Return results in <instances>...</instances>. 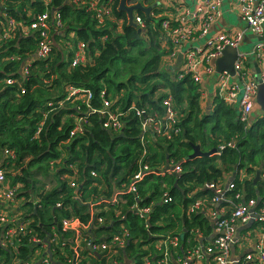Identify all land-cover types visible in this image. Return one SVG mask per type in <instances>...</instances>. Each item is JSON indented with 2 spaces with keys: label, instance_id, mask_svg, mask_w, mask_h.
I'll use <instances>...</instances> for the list:
<instances>
[{
  "label": "trees",
  "instance_id": "trees-1",
  "mask_svg": "<svg viewBox=\"0 0 264 264\" xmlns=\"http://www.w3.org/2000/svg\"><path fill=\"white\" fill-rule=\"evenodd\" d=\"M126 1L147 6L156 0ZM118 5L119 0H114L113 16L122 20L121 32L116 30V23L106 20L98 25L90 12L65 0H51L47 7L39 0H0V28L10 34L0 40V162L9 183L19 184L16 195L23 198L20 212L30 221L28 228L40 240L47 239L52 258L59 264L73 256L74 231L62 228L64 218L76 217L88 228L97 218L104 221L95 224L90 235L82 229L83 239L107 240L126 229L129 235L125 246L112 254L119 264L126 259L129 264H141L144 255L150 261L160 256L153 247L158 238L178 237L180 245L174 253L184 256L188 244L200 243L192 230L200 229L204 236L213 233V224L203 212L189 211L196 198L211 199L214 195L212 190L202 188L206 182L218 183L234 174L236 188L227 195L236 201L235 195L240 192L246 200H259L258 207H264V116L244 123L239 109L227 104L218 93L208 102L209 107L203 108L201 83L182 74V69L174 70L167 58L171 51L161 43L163 18L157 17L164 11L155 6L150 19L138 12L145 22V29L138 34ZM44 11L60 13L65 34L50 29L54 45L49 57L40 60L31 57L38 33L30 30L25 34L22 29ZM7 17L16 23L13 30ZM69 32L86 43L85 64L71 66L72 51L62 42V36ZM29 57L30 72L21 83L18 69ZM7 77L20 84H6ZM69 86L89 89L93 107L100 106L98 95L104 90L113 106L122 110L144 108L146 114L156 113L161 120L166 118L164 101L171 98L178 121L171 128L161 125L154 135L144 133L141 141L142 119L132 111L123 117V131L115 135L102 128L99 115L91 113L86 116L90 125L68 140L73 126L69 115L86 110L83 101L67 96ZM230 142L234 146H229ZM195 144L203 151L218 152L190 159ZM221 145L225 147L220 150ZM5 147L15 151V160L3 157ZM139 160L156 171L170 162L178 163L182 173H149L136 183L135 195L125 189L138 170ZM73 167L78 173L76 187L69 185ZM241 170L253 177L240 179ZM259 170L261 175L255 182ZM43 176L51 183L44 185L39 179ZM119 190L123 192H117L112 202ZM165 192L172 202H161ZM31 196L36 203L29 200ZM135 206H150V211L141 216ZM30 236L19 235L13 247L0 246V264H21L41 256L43 248L38 243L31 246ZM82 257L81 264L87 260L103 263L106 259L105 255H88L85 250Z\"/></svg>",
  "mask_w": 264,
  "mask_h": 264
},
{
  "label": "built area",
  "instance_id": "built-area-1",
  "mask_svg": "<svg viewBox=\"0 0 264 264\" xmlns=\"http://www.w3.org/2000/svg\"><path fill=\"white\" fill-rule=\"evenodd\" d=\"M39 1L46 7L51 3V0ZM213 1L217 5L219 4L217 0H203L201 3H198L191 16V22L189 24L191 27H187L184 13L179 19H175L168 13V9L164 8L165 11L160 16L163 18L161 21V43L166 50L171 51L167 56L168 60H174L178 55H182V63H184L183 68H181L184 70L182 74L190 75L196 83H201L204 75H210L216 72L215 62L222 55V51L226 46L238 47L243 38V33L241 32L236 34L220 33L212 37L205 45L194 46L190 49L183 50L186 42L197 40L207 35L211 25L218 18L219 11L216 5L212 3ZM65 2L76 8L84 9L86 12H90L98 25H102L106 20H109L116 23V30L118 32L121 31L122 20L115 19L113 16L114 0H65ZM238 2L240 16L247 21L249 28L256 35H263L264 0H238ZM133 4L135 3H127V5ZM7 21L8 26L13 30L14 26H16L15 21L11 17H7ZM133 21L136 23V28H139L143 32V29H145L143 19L138 14H133ZM50 29L58 35L65 34V24L61 19L60 13L56 11H52L51 14L48 11L36 14L26 28L22 29L25 34L31 30L36 31L39 35L37 47L31 56L34 59L42 60L49 57L51 48L54 45V40L52 39L54 32L51 34ZM9 36L8 31L3 32V29L0 28V40L6 39ZM62 42L64 44L63 47L70 48L72 51L71 66L82 65L87 62L86 43L77 39L74 32H69L67 36H62ZM259 51V59L264 62V53ZM246 62L247 57L244 54H238V58L234 63V69L240 83H235L231 86L228 98L235 101L243 92L239 116L242 122L250 123V115L254 108L259 83L251 75ZM30 68L31 58L29 57L22 61L21 67L18 69L19 81L21 83L24 82L29 74ZM220 73L222 75L229 74L227 71ZM19 81H16L12 77H7L4 80L9 85L14 83L20 84ZM261 82L264 83V75L261 76ZM20 92L21 94L24 93V88ZM67 94L69 98L81 100L86 104V110L78 111L79 113L76 115H69L72 117L73 126L70 130V138L68 140L78 134H82L85 127L90 125L86 116L91 113L99 115L102 128L106 129L111 135H115L123 131L126 124L123 117L128 116L132 111L136 117L142 119L141 141H143L142 135L144 133L154 135L160 132L161 125L171 128L178 121V113L171 103V98H167L164 101V104L167 106L166 118L161 120L156 113L146 114L144 108L130 106L126 110H122L118 106H113L112 101L106 97L104 90L99 92L98 95L99 107H93L90 104L92 92L87 88L69 86L67 88ZM228 145L234 146L231 142ZM224 147V145H221L220 150ZM2 155L8 159H16L15 151L6 147L3 148ZM137 163L138 170L132 176L130 183L125 189L126 192H131L135 195L137 194L136 183L149 173H182V167L178 163L170 162L162 171L153 170L147 164L141 163L140 160ZM2 165L3 163L0 162V246L13 247L18 242L19 235L30 234V239L33 242L31 246L37 243L40 244L41 248H43V253L38 258H32L26 262L21 261L22 263H20L59 264V261L52 258L47 239L46 241L45 239L40 240L33 233V230L28 228L30 221L20 212V204L22 205L24 203L22 201L23 198H18L16 195L19 184L11 185L9 183L5 175L6 171ZM91 175H96V173L91 171ZM77 176V169L73 167L69 179V185L71 187H76L75 177ZM261 176L264 179V173ZM227 179L221 180L218 183L206 182L202 188L212 190L214 195L211 199L205 196L196 198L189 208L190 212L200 211L209 218L214 228L215 235L213 241L209 244L196 243L191 245L190 243L188 244L185 257H181L174 253V250L176 251V248L180 245L178 237L158 238L153 243V247L157 251L156 254L160 256H158L155 262L152 260L153 264H173V261L177 264H211L209 256L214 264H264V207H258L259 200L253 198L246 200L245 196L240 192H237L235 195L236 201L232 200L227 193L235 189L236 185L234 179ZM117 192L123 191H116L113 194L112 202L116 201ZM29 200L33 203L37 202V200L33 199V196ZM172 201L173 198L168 192H165L161 197V202L170 203ZM134 210L137 214L146 216L150 211V206H135ZM90 211L93 213L92 209ZM61 223L63 229L74 231L73 256L67 258L63 264H81L84 259V257L81 258V253L84 250L88 255L94 254L97 257H101V255L106 256L103 263L96 262L94 264H119L112 254V251L116 248L122 249L125 246L129 235L126 229H123L119 234L112 235L107 240H101L100 238L94 239L93 237L83 239L82 229L90 235L89 232L94 225H102L104 221L101 218H97V221H91L89 228L83 225L76 217L64 218ZM241 229H244L243 232L245 233L240 236ZM192 232L195 233L197 239L202 238L200 229L192 230ZM255 232L259 234V241L254 244V247L246 252L243 258L234 255L232 251L234 245L239 244L240 246L246 244L247 239L252 238ZM55 237L56 235L54 234L51 240ZM141 260V264H151L152 262L147 255H144ZM126 261H128V264L130 263V260L126 259L121 264L126 263ZM86 264L92 263L90 260H87Z\"/></svg>",
  "mask_w": 264,
  "mask_h": 264
},
{
  "label": "crops",
  "instance_id": "crops-1",
  "mask_svg": "<svg viewBox=\"0 0 264 264\" xmlns=\"http://www.w3.org/2000/svg\"><path fill=\"white\" fill-rule=\"evenodd\" d=\"M202 1L203 0H156L155 2L158 4L157 5L158 9L165 11L164 8H167L168 13L171 14L175 19H179L180 16L184 13V15L186 16L185 22L187 23V27H191V25L189 24L191 22L192 13L195 11V8L198 5V3H201ZM217 1H219L218 5L216 4L215 1H213L212 3L216 5L219 11V15L216 21L211 25L208 34L198 38L197 40L186 42L183 46V50L190 49L191 47L194 46L205 45L212 37L220 33L236 34L238 32H241L243 33V38L237 48L240 49L239 54H244L247 57V62H246L247 67L249 68L251 75L257 81V77H256L257 66H259L262 76L264 75V62H262L258 56V50H260L259 52L264 53V34L256 35L255 33H252L250 31L247 21L240 16V12H239L240 8H239L238 0H217ZM162 14L163 13H161V15ZM243 21L246 24L245 26H243L242 24ZM170 62L174 70L183 68L184 65V63H182L183 58H180V55H178L174 60H171ZM215 73L219 75V80L215 79L214 82H212L213 78L211 75ZM215 73L210 75H204L203 80L201 82L202 85L201 104L203 108L209 107L207 106L208 102H210V99L216 93H218L225 100L227 104L233 105L235 107L236 105H239L238 109H240V104L238 102V99L233 101L228 98L229 90L231 86L235 83H240L238 76L236 74L222 75V73L217 71V68ZM258 109L261 110L260 113H258ZM263 115H264V111L262 110L261 105L257 102L255 97L254 108L250 115V119L252 121V119L263 117ZM161 170H163V168ZM226 177L228 178L227 180H231L235 178V175L228 174L226 175ZM243 230L244 229H241L240 236L243 235V233H245L243 232ZM258 237L259 234L255 232L252 235V238L247 239L246 244L240 246L239 244L234 245L232 249L234 255L243 258V255L246 252L250 251L252 247H254V244L259 241ZM201 239H204L201 240V242H203L204 244H209L212 241V236L202 235ZM209 258H210V263L214 264L210 256ZM155 260L156 259H154L153 261L155 262ZM173 264H177V263L173 261Z\"/></svg>",
  "mask_w": 264,
  "mask_h": 264
},
{
  "label": "water",
  "instance_id": "water-1",
  "mask_svg": "<svg viewBox=\"0 0 264 264\" xmlns=\"http://www.w3.org/2000/svg\"><path fill=\"white\" fill-rule=\"evenodd\" d=\"M157 5L158 4L156 2L151 5H147V6L141 4L140 2H137L133 5H127L126 0H119L118 10H122L123 12H125L127 19H128V25L136 28V23L133 21L134 11H136L137 13L142 12L147 19H150L151 10ZM136 29H137L138 34H142L139 28H136ZM239 52H240V49L237 47L226 46L222 51V56L219 57L215 62L217 71L218 72L227 71L230 75H235L236 72L234 69V63L236 59L238 58ZM180 58H182V55H180ZM261 76H262L261 70L259 66H257L256 77H257L259 86H258L256 100L261 105V108L264 111V83L261 82ZM242 95H243V92L240 94L238 98L239 104L241 102ZM217 152H218L217 149H212L210 151H203L200 145L195 144L193 145V152L190 154L189 158L191 159V158H195L198 156H210ZM260 173H261L260 170L257 171L255 182L256 180L260 178ZM124 264H128V261H126V263Z\"/></svg>",
  "mask_w": 264,
  "mask_h": 264
},
{
  "label": "rangeland",
  "instance_id": "rangeland-1",
  "mask_svg": "<svg viewBox=\"0 0 264 264\" xmlns=\"http://www.w3.org/2000/svg\"><path fill=\"white\" fill-rule=\"evenodd\" d=\"M134 14H138L136 11H134ZM161 16V14H157V17H160ZM243 26H245L246 24H245V22L243 21ZM250 29V31L253 33V31L251 30V28H249ZM212 76V78H213V81L212 82H214V80L215 79H218L219 80V75L218 74H213V75H211ZM212 86V85H211ZM236 108L238 109L239 108V105H236ZM261 112V110L260 109H258V113H260ZM264 116V115H263ZM239 178L240 179H245V178H252L253 177V174H250V173H247L245 170H241L240 172H239ZM260 175H261V173H260ZM40 180H41V182L44 184V185H46V184H49V183H51V179L49 178V177H45V176H43V177H40L39 178ZM51 185V184H50Z\"/></svg>",
  "mask_w": 264,
  "mask_h": 264
},
{
  "label": "bare ground",
  "instance_id": "bare-ground-1",
  "mask_svg": "<svg viewBox=\"0 0 264 264\" xmlns=\"http://www.w3.org/2000/svg\"><path fill=\"white\" fill-rule=\"evenodd\" d=\"M168 165V164H167ZM158 171V170H157ZM159 171H162V170H159ZM214 230H213V233L211 234V236H212V241H213V239H214ZM209 236V235H208ZM200 240V243H203V242H201V240H204V239H199ZM204 244V243H203ZM181 257H185V255L184 256H181Z\"/></svg>",
  "mask_w": 264,
  "mask_h": 264
}]
</instances>
